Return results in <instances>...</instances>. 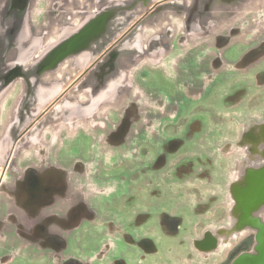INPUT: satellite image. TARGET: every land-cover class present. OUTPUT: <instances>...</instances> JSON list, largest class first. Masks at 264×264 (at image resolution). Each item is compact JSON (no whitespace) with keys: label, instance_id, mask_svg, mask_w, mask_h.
<instances>
[{"label":"flooded vegetation","instance_id":"obj_1","mask_svg":"<svg viewBox=\"0 0 264 264\" xmlns=\"http://www.w3.org/2000/svg\"><path fill=\"white\" fill-rule=\"evenodd\" d=\"M65 3L35 1L28 17L2 10L0 30L22 29L14 20L29 18L34 33L76 31L79 24L66 25ZM234 22L163 43L155 95L138 83L137 75L147 73L141 68L118 113L109 105L88 125L76 124L84 128L67 151H57L58 139L45 133L37 146L20 149L12 166L11 137H25L30 127L22 124L37 108L9 105L6 112L16 116L0 122V241L55 254L59 264H211L219 250L214 264H264V107L248 108L264 92V37L235 41L249 34ZM5 46L0 52L8 56ZM33 50L39 60L41 49ZM49 50L48 44L44 56ZM99 137L112 155L99 147ZM116 164L131 170L122 174L119 197L117 178L100 175ZM136 191L139 202L130 201ZM87 228L91 252L82 256L74 245Z\"/></svg>","mask_w":264,"mask_h":264},{"label":"water","instance_id":"obj_2","mask_svg":"<svg viewBox=\"0 0 264 264\" xmlns=\"http://www.w3.org/2000/svg\"><path fill=\"white\" fill-rule=\"evenodd\" d=\"M6 1L0 11L28 17L38 0ZM260 1L66 0V25L79 24L76 31L54 28L34 33L28 26L29 18L21 23L14 20L13 25H23L22 29L12 33L0 30V51L8 43L10 52L8 56L0 52V121L2 108L11 95V108L37 110L22 124L30 127L25 137H11L14 152L7 157L11 165H16L14 157L20 149L37 146L45 133L58 139L60 129L72 130L79 123L88 125L103 108L127 98L136 69L145 63L156 64L163 43L190 40L198 28L232 24L246 11L258 8ZM56 19L59 17H51V21ZM48 44L50 52L44 56L42 50ZM38 47L41 53L36 60L32 49ZM7 66L10 68L3 71ZM15 86L19 94L13 92ZM15 114L14 109L7 111L5 118Z\"/></svg>","mask_w":264,"mask_h":264},{"label":"rangeland","instance_id":"obj_3","mask_svg":"<svg viewBox=\"0 0 264 264\" xmlns=\"http://www.w3.org/2000/svg\"><path fill=\"white\" fill-rule=\"evenodd\" d=\"M147 69H148L147 73L144 76L137 75L136 78L138 83L144 86L146 90H148V92H150V94L154 96L156 93L157 84L159 83V77H158L159 75L155 68L151 69V67L148 66ZM166 85H168V83H166ZM248 106H249L248 108L264 107V92L258 94L256 97H253L252 100L248 103ZM73 145H76V143L75 142L72 143V146ZM133 151L134 150H132V152ZM73 153H76V151ZM136 160H138V158H134L133 162L135 163ZM130 171L131 170L127 165L116 164L115 167L104 168L103 170H100V175L103 176L104 178L107 177L117 178L116 182L120 183L119 186L121 188L120 191L117 192V196L119 197L122 193V190L124 193L126 186V184L124 185L125 179L123 178L122 174L125 172H128L130 174ZM132 171H134V169ZM129 174L126 175L128 176V180H130V182L133 181L132 185L138 184V181H135L134 175L129 176ZM136 192L137 193L134 195V197L131 198L130 201L139 202V192L138 191ZM196 195L200 197V193L196 192ZM82 234H83L82 237L76 241L74 245V250L79 252V254L83 256V254L87 253L86 252L87 250L89 254L91 252L90 251L92 246L91 229L87 228L83 230ZM1 240L3 241L2 242L0 241V264H59L58 257H56L55 254L47 255L44 253H39L37 250H34V252L32 253H27V248L23 247L22 244L18 243L17 241L16 242H14L13 240L7 241L6 239H1ZM175 263L184 264L182 260L178 262V259L175 260Z\"/></svg>","mask_w":264,"mask_h":264},{"label":"bare ground","instance_id":"obj_4","mask_svg":"<svg viewBox=\"0 0 264 264\" xmlns=\"http://www.w3.org/2000/svg\"><path fill=\"white\" fill-rule=\"evenodd\" d=\"M235 24L237 25H241V34L245 35V34H249L248 37H237L236 39H233L235 41H250V40H256V39H260L261 37H264V30H260L258 27V25H264V0H261L260 1V6L258 8H253L249 11H246L242 16H240L235 22ZM244 23V24H243ZM254 26V27H253ZM225 28L227 26H224ZM245 32V33H243ZM259 33V34H258ZM172 58H170L169 60H171ZM164 63L167 64V61H164ZM163 63V64H164ZM157 63L156 64H149V63H145L143 65H141V67L139 69H136L137 71H139L141 68H146L149 66L151 67V69L153 67H157ZM148 70V69H147ZM136 71V72H137ZM136 92L135 93H138V90H135ZM141 100H140V105H139V108L142 109L145 105H146V100L144 99V97H140ZM13 99V95H11L8 100L5 102L4 104V108H2V113H1V121L4 119V117L6 116V108L9 107L10 103H11V100ZM123 105V104H122ZM117 108H119L118 105H115L113 106V109L111 111V113H118L116 110ZM143 110V109H142ZM141 110V111H142ZM0 121V122H1ZM80 125V124H79ZM80 128H84V127H81L79 126ZM77 127V125L72 129V130H68L66 128H62L58 131V144H56V150L58 151L59 149H70V147L72 146V143L73 142V139L76 138L77 136V133H78V130L80 129ZM76 132V133H75ZM75 133V134H74ZM93 138V141H94V137ZM98 145L100 148H108L107 149V153L108 155H112L114 152L111 148H109L108 145H103V137H99V140H98ZM89 153H91V150L89 149L88 151ZM90 197V195H89ZM227 199V198H226ZM225 199V202L227 201ZM226 223L228 224V217L226 216ZM217 227L215 224L212 225V230H215ZM54 229V228H53ZM56 230V229H55ZM58 230V229H57ZM219 236V234H218ZM221 236H219V239H220ZM220 250L217 252V254H212L211 255V264H214L215 262H217L219 259H220Z\"/></svg>","mask_w":264,"mask_h":264}]
</instances>
